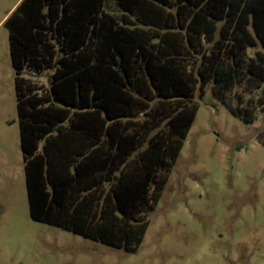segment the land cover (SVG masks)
<instances>
[{
  "label": "trees",
  "instance_id": "trees-1",
  "mask_svg": "<svg viewBox=\"0 0 264 264\" xmlns=\"http://www.w3.org/2000/svg\"><path fill=\"white\" fill-rule=\"evenodd\" d=\"M107 2L21 0L3 26L30 218L134 253L197 90L245 124L264 105L229 100L264 86V0ZM47 71L46 90L24 75Z\"/></svg>",
  "mask_w": 264,
  "mask_h": 264
},
{
  "label": "rangeland",
  "instance_id": "rangeland-1",
  "mask_svg": "<svg viewBox=\"0 0 264 264\" xmlns=\"http://www.w3.org/2000/svg\"><path fill=\"white\" fill-rule=\"evenodd\" d=\"M17 2L0 0V264H264V105L245 124L212 85L195 94L194 122L136 252L30 218L3 26ZM106 6L116 11L113 0ZM24 75L48 89L50 72ZM238 97L249 104L264 97V86L249 94L238 84L229 100L237 105Z\"/></svg>",
  "mask_w": 264,
  "mask_h": 264
},
{
  "label": "crops",
  "instance_id": "crops-1",
  "mask_svg": "<svg viewBox=\"0 0 264 264\" xmlns=\"http://www.w3.org/2000/svg\"><path fill=\"white\" fill-rule=\"evenodd\" d=\"M21 0H18V2L14 5V7L11 9V11H13V9L16 7V5L20 2ZM10 11V13H11Z\"/></svg>",
  "mask_w": 264,
  "mask_h": 264
}]
</instances>
